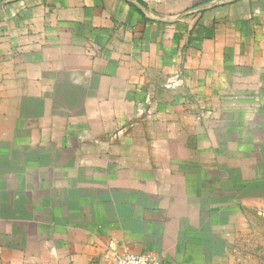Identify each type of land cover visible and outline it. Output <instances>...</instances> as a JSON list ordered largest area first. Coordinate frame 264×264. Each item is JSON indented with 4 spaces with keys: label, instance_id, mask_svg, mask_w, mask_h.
I'll use <instances>...</instances> for the list:
<instances>
[{
    "label": "crops",
    "instance_id": "crops-1",
    "mask_svg": "<svg viewBox=\"0 0 264 264\" xmlns=\"http://www.w3.org/2000/svg\"><path fill=\"white\" fill-rule=\"evenodd\" d=\"M263 159L264 0H0V264H173Z\"/></svg>",
    "mask_w": 264,
    "mask_h": 264
},
{
    "label": "rangeland",
    "instance_id": "rangeland-1",
    "mask_svg": "<svg viewBox=\"0 0 264 264\" xmlns=\"http://www.w3.org/2000/svg\"><path fill=\"white\" fill-rule=\"evenodd\" d=\"M228 150L230 156L219 155L226 164L251 163L238 158L236 143ZM230 170L231 182L216 188L209 201L213 213L192 222L198 230L190 244L175 248L173 264H264V159L257 169ZM241 178L247 182L239 183Z\"/></svg>",
    "mask_w": 264,
    "mask_h": 264
},
{
    "label": "built area",
    "instance_id": "built-area-1",
    "mask_svg": "<svg viewBox=\"0 0 264 264\" xmlns=\"http://www.w3.org/2000/svg\"><path fill=\"white\" fill-rule=\"evenodd\" d=\"M130 1L138 3L140 0ZM108 249L112 257L113 264H161L158 259L148 256L145 253L130 251L124 244L109 241Z\"/></svg>",
    "mask_w": 264,
    "mask_h": 264
}]
</instances>
